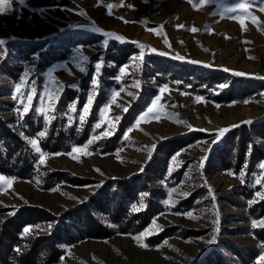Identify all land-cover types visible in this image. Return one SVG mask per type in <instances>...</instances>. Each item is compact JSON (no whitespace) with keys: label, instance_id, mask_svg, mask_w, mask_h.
<instances>
[{"label":"rangeland","instance_id":"obj_1","mask_svg":"<svg viewBox=\"0 0 264 264\" xmlns=\"http://www.w3.org/2000/svg\"><path fill=\"white\" fill-rule=\"evenodd\" d=\"M42 1L48 4L39 6ZM241 3L6 0L0 4V40L4 41L0 45V121L26 141L32 164L24 178L18 177L17 171L12 176L0 174L12 180L11 185L0 184V220L22 207L45 209L59 218L96 196L106 183L139 178L138 183H147L149 190L140 193L130 208L134 211L135 206L134 212L146 209L156 193L158 213L151 224L137 234L117 233L108 239H83L64 246L65 254L57 264H210L219 259L241 264L232 248H250L256 253L250 264H260L264 245L253 231L264 227V216L255 218L250 208L264 198V160L252 171L245 163L237 173H211L209 162L228 132L249 121L264 120V90L231 102H217L196 93L199 87L195 91L192 84L174 78L178 66L167 68L152 57L163 52L176 62L194 61L189 63L221 70L228 80L219 89L237 77L264 82V0H254L243 8ZM230 8L234 11H227ZM70 27H74L70 34L62 37ZM115 36L123 37V42ZM127 42L148 44L150 49L133 53L118 67L116 47ZM34 43L40 44L35 53L18 49ZM58 52L64 54L63 59L45 60L47 54ZM105 69H115V74L111 76ZM237 72L245 75H235ZM68 88L77 90L80 97L62 102ZM89 98L92 103L85 114ZM141 100L145 102L142 112L134 116L116 148L104 152V141L119 131L124 116ZM96 104L99 108L93 114ZM53 123L56 131L74 128L76 134L87 131L88 138L79 145L74 144V138L66 140L63 150L45 152L40 142ZM225 128L229 130L221 134L220 129ZM42 131L45 135L40 137ZM192 133H201L203 138L173 155L162 174H149L148 167L163 143ZM33 139L45 154L44 163H40L41 153L29 143ZM77 147L82 150L73 152ZM46 168L86 182H63L45 189ZM191 198V208L180 206ZM51 227L45 222L25 232L46 234ZM168 227L178 229L159 245H148L149 236ZM213 239L214 243H208Z\"/></svg>","mask_w":264,"mask_h":264},{"label":"trees","instance_id":"obj_2","mask_svg":"<svg viewBox=\"0 0 264 264\" xmlns=\"http://www.w3.org/2000/svg\"><path fill=\"white\" fill-rule=\"evenodd\" d=\"M48 4L42 1L39 6ZM74 27H70L62 33V37L70 34ZM76 32V31H75ZM38 43L31 47L18 48L27 52L35 53L39 50ZM149 50L150 46L141 42L119 44L116 47L117 56L114 60L117 66L123 65L127 58L140 50ZM163 53V52H161ZM52 60L64 58L61 52L56 55L47 54ZM156 64L164 65L167 68L178 66L175 77L185 83L192 84L193 90L199 87L196 93L206 94L217 102H231L236 98H244L259 91L264 90V82L253 79L237 77L233 82L224 88L219 86L228 80V75L221 70L200 67L189 62H176L174 57L164 53L152 56ZM167 63V64H166ZM107 74L113 76L115 69H105ZM82 87V85H80ZM219 91L218 95H211L212 92ZM145 92H149L148 90ZM154 93V91H151ZM77 90L68 88L62 102H69L78 99ZM83 101L81 102V104ZM144 101L134 105L124 116L119 131L110 139L104 141L107 149L104 152L112 151L116 143L121 139L123 133L130 127L135 115L142 112ZM99 108L96 104L93 114ZM94 118H90L92 122ZM56 123L51 125V129L45 139H42L40 146L43 151L55 153L64 149L66 140L74 138V144H83L87 138V131L76 134L74 128L65 131H56ZM88 129V127H86ZM203 138L201 133H192L186 137L169 140L157 149V156L148 167L149 174H162L167 161L175 155L181 148ZM67 150L68 148L65 147ZM31 151L26 147V141L9 129L6 123L0 121V174L12 176L13 171H17V176L24 178L32 166L29 163ZM36 159L37 156L33 155ZM264 160V120L243 124L228 132L222 143L216 147L210 159L209 166L211 173L215 171L233 170L239 172L242 166L247 163L248 170L252 171L256 163ZM45 189H50L54 185L67 182L72 184H84L86 181L68 179L67 173L51 170H44ZM15 175V174H14ZM151 176V175H150ZM162 176V175H161ZM160 176V178H161ZM150 180L151 178L148 177ZM139 178L131 181H117L106 183L99 193L90 198L79 207L55 217L45 209L37 207H22L15 215L0 220V264H57L65 254L64 246L72 245L83 239H108L117 233L137 234L148 227L155 215L158 213V196L154 194V200H149L147 208L141 211H132L130 204L137 202L139 194L149 189L147 183H138ZM152 180V179H151ZM160 193V192H159ZM157 198V199H156ZM186 205L189 209L192 206V198L180 204ZM250 213L255 218L264 216V198L250 208ZM102 216L101 218L98 216ZM48 222L52 224L51 229L46 234L26 233L25 229ZM113 226V227H110ZM177 227H168L161 232L149 236L146 242L149 246H157L166 238L175 234ZM256 239L264 245V227L253 231ZM192 234V233H189ZM184 237H190L185 235ZM234 254L240 259L241 264H250L254 261L256 253L251 249L232 248ZM210 264H229L225 260H217Z\"/></svg>","mask_w":264,"mask_h":264},{"label":"snow or ice","instance_id":"obj_3","mask_svg":"<svg viewBox=\"0 0 264 264\" xmlns=\"http://www.w3.org/2000/svg\"><path fill=\"white\" fill-rule=\"evenodd\" d=\"M5 2H6V0H0V4H4ZM145 2H147V0H145ZM253 2H254V0H242V3L239 5V7L243 8L245 4H252ZM107 7H108L109 9H111V8H112V5H111V4H108ZM227 11H234V9H231V8H230V9H227ZM109 14H111L110 11H109ZM237 15H240V13H237ZM125 22L127 23V21H125ZM181 27H182V26H181ZM192 30L195 31V29H192ZM97 31H100V30L97 29ZM114 38H115V39H118V40H121V41L123 42V37L115 36ZM3 44H4V41H3V40H0V45H3ZM105 44H107V41H105ZM153 51H155V50L153 49ZM0 54H3V53H0ZM159 54H160V55H164V53H159ZM141 55H143V53H141ZM175 58H177V59H183V57H179V56H177V57H175ZM189 62H191V63H195L194 61H189ZM204 67H209V65H204ZM99 70H100V64H97V65H96V71H97V73H99ZM224 70H225V71H228L227 68H225ZM81 71H84V69H81ZM235 75H245V74H243V73H238V72H237V73H235ZM93 83L95 84L96 82L93 81ZM136 86L139 87L138 84H137ZM19 87H20V86L17 85V89H19ZM163 91H165V89H161V92H163ZM27 99H31V97L29 96V97H27ZM157 99H159V98H157ZM91 103H92V100H91V98H89V100H88V102H87V105H86L85 108H84V113H85V114H87V112H88V110H89L88 106H90ZM154 106H155V102H154ZM24 111H27V107H25ZM148 112L151 113V112H152V108H149V109H148ZM84 118H85L84 115H81V116H80V120H81V122H83ZM45 119L47 120L48 117L46 116ZM70 119H71V118H70ZM116 119L118 120L119 117H117ZM141 119H143V117H141ZM248 123H251V122L249 121ZM95 127L99 128V127H100V124L95 125ZM234 127H235V125H234ZM228 130H229V129H227V128H225V129H220V133L223 134L224 132H227ZM45 131H46V129H45ZM45 131L40 132V133H39V136H40V137H43V136L45 135ZM104 135H109V133H108V132H105ZM125 139H127V136H125ZM29 143L31 144V146L33 147V149H35L36 152L41 153V149L38 147V145H37V141H36L35 139L30 140ZM88 143L91 144L92 141L90 140ZM87 147H88V145H85V146H84L85 149H86ZM81 150H82V149H81V148H78V147H77V148H73V152H80ZM44 155H45V154L41 153V160H40V163H44ZM57 155H59V154H57ZM150 155H151V152H149V156H150ZM261 167H264V164H262ZM240 175H241V177H242V176L244 175V173L241 172ZM11 183H12V180H11V179H5L3 176H0V184L11 185ZM185 195H186V194H185ZM251 203H252V202H250V204H251ZM141 207H143V205H141ZM133 210H134V211L136 210L135 206L133 207ZM188 216H189L190 218H193V219L196 218V217H192V214H191V213H188ZM153 223H155V222H153ZM252 226H253V227H256V222H255V221H253ZM217 230H218V229H217ZM25 231H28V229H25ZM214 242H215V239H213L212 241H209L208 243H214ZM165 243H166V242H165ZM259 261H260V264H264V255H261V256H260Z\"/></svg>","mask_w":264,"mask_h":264}]
</instances>
